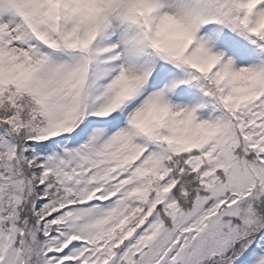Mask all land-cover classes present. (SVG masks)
<instances>
[{"label":"snow or ice","instance_id":"6c2138e0","mask_svg":"<svg viewBox=\"0 0 264 264\" xmlns=\"http://www.w3.org/2000/svg\"><path fill=\"white\" fill-rule=\"evenodd\" d=\"M0 264H264V0H0Z\"/></svg>","mask_w":264,"mask_h":264}]
</instances>
